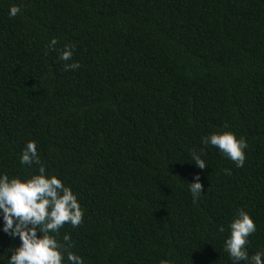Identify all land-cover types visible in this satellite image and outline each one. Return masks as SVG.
Returning <instances> with one entry per match:
<instances>
[{"label": "trees", "instance_id": "obj_1", "mask_svg": "<svg viewBox=\"0 0 264 264\" xmlns=\"http://www.w3.org/2000/svg\"><path fill=\"white\" fill-rule=\"evenodd\" d=\"M223 131L246 138L242 168L201 144ZM29 141L84 210L59 235L84 264H231L238 209L264 250V0H0V172L38 171ZM19 243L0 232V264Z\"/></svg>", "mask_w": 264, "mask_h": 264}, {"label": "clouds", "instance_id": "obj_2", "mask_svg": "<svg viewBox=\"0 0 264 264\" xmlns=\"http://www.w3.org/2000/svg\"><path fill=\"white\" fill-rule=\"evenodd\" d=\"M21 12L18 5L9 8L8 15L14 18ZM57 39L53 38L47 45L54 49ZM75 52L74 44H65L59 59L72 61ZM78 62L65 63L64 69H79ZM203 146L217 148L224 157L234 162L237 168H242L246 159L245 150L248 143L245 137L237 136L235 132H213L201 139ZM192 162L199 169L208 165L203 159V148L189 153ZM19 162L21 165H37L38 171L28 177H9L0 172V232L9 238H19V245L8 256L7 264H84V259L69 249L71 237L64 234L60 241V229L70 223L73 228L83 222L84 210L78 202L77 195L57 175L48 174L41 163L35 141L27 142L22 150ZM231 174L229 170H225ZM195 183H187L193 204H197L204 194L200 175L196 174ZM229 235L223 242L231 264H264V250L251 256L247 245L249 237L257 231L252 216L244 209H238L228 225ZM220 232L224 228L219 229ZM39 234V235H38ZM161 264H175L174 260L165 259Z\"/></svg>", "mask_w": 264, "mask_h": 264}]
</instances>
